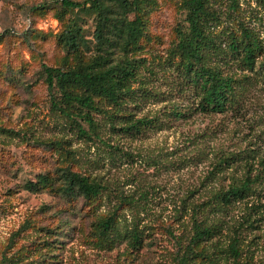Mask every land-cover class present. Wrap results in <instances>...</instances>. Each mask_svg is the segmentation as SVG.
Here are the masks:
<instances>
[{"label": "rangeland", "instance_id": "rangeland-1", "mask_svg": "<svg viewBox=\"0 0 264 264\" xmlns=\"http://www.w3.org/2000/svg\"><path fill=\"white\" fill-rule=\"evenodd\" d=\"M60 1L0 0V264H176L194 220L217 225L198 244L206 257L195 263L264 264V71L227 63L232 102L223 113L199 111L175 51L182 0H145V34L132 51L135 94L118 110L98 101L97 135L77 119L82 136L51 109L41 66L75 65L77 52L59 39L72 21L89 61L95 17ZM209 5L218 15L214 42L223 46L246 28L264 62V0ZM140 118L151 123L138 133L116 129ZM63 168L100 184V194L62 191ZM39 176L47 184L30 190ZM246 176L253 182L246 198L220 209L206 203ZM107 218L112 227L100 234ZM235 237L236 260L226 250Z\"/></svg>", "mask_w": 264, "mask_h": 264}, {"label": "trees", "instance_id": "trees-1", "mask_svg": "<svg viewBox=\"0 0 264 264\" xmlns=\"http://www.w3.org/2000/svg\"><path fill=\"white\" fill-rule=\"evenodd\" d=\"M144 1L87 0L81 3L72 0L60 1L65 9L72 11L86 9L95 17L93 33L95 54L89 61H84L80 57L82 43L84 48L87 46L84 40L82 41L80 27L72 21L67 24L59 39L63 46L77 52L78 59L75 65L41 66L51 109L71 119L82 136L88 135V132L77 119L87 124L92 135H97L92 113L103 112L98 106V101L118 110L135 94L131 83L136 78L138 64L132 57V51L145 34L141 16ZM233 2L234 0H231V7ZM180 8L184 12L185 26L176 31L175 51L179 57L184 81L187 80L186 82L194 86V92L199 98L197 105L199 111L223 113L232 102L236 80L222 69L227 63H236L251 71L255 67L264 71V62H257L260 42L250 31L242 28L238 35L230 34L225 44L220 46L210 37V25L218 20V15L211 9L209 0H182ZM149 123L151 120L140 118L116 129L126 133H138L143 127H148ZM111 128L114 129L115 126ZM61 177L63 187L61 190L65 193L77 191L84 197L95 198L101 192L100 184L68 168L61 170ZM249 179L246 176L241 183L215 192L206 203L220 209L229 207L234 201L243 200L251 192L253 182ZM37 184H47V178L39 176L37 182H28L27 187L32 190ZM112 223V218L99 221L97 224L99 233L105 234L109 231ZM191 229L189 243L177 256L176 264H197L195 263L197 259L205 258L206 253L204 249L198 248V244L212 238L217 225H207L194 220ZM132 241L136 245L137 236H134ZM226 250L231 258L238 259L237 237L228 243Z\"/></svg>", "mask_w": 264, "mask_h": 264}]
</instances>
